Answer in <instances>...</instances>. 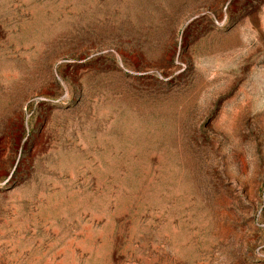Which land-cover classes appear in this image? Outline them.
Here are the masks:
<instances>
[{"label":"rangeland","instance_id":"1","mask_svg":"<svg viewBox=\"0 0 264 264\" xmlns=\"http://www.w3.org/2000/svg\"><path fill=\"white\" fill-rule=\"evenodd\" d=\"M0 264H264V0H0Z\"/></svg>","mask_w":264,"mask_h":264}]
</instances>
